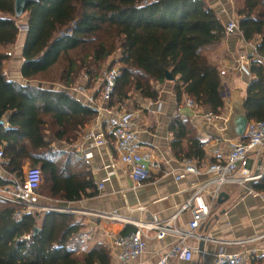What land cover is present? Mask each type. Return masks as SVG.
I'll use <instances>...</instances> for the list:
<instances>
[{
	"label": "trees",
	"instance_id": "16d2710c",
	"mask_svg": "<svg viewBox=\"0 0 264 264\" xmlns=\"http://www.w3.org/2000/svg\"><path fill=\"white\" fill-rule=\"evenodd\" d=\"M236 2L242 38L264 56V0ZM24 14L15 15L14 0H0V118L7 123L0 126V188L10 187L28 164L40 169L39 192L50 206L98 194L92 173L71 149L97 112L73 87L94 88L93 97H99L103 65L111 57L109 67L118 66L120 74L108 107L121 109L131 92L157 100L156 84L167 73L178 102L186 95L206 106L218 94L219 85L206 77L213 68L202 50L224 39L225 24L207 0H29ZM21 30L25 83L9 78L4 68ZM250 72L246 112L249 121L261 120L264 103L252 104L249 95L264 91V65L252 63ZM169 131L177 159L205 158L204 142L188 118L172 117ZM251 187L264 190V177ZM84 228L76 212L27 211L0 198V264H111L105 243L79 247Z\"/></svg>",
	"mask_w": 264,
	"mask_h": 264
},
{
	"label": "crops",
	"instance_id": "0c3cea01",
	"mask_svg": "<svg viewBox=\"0 0 264 264\" xmlns=\"http://www.w3.org/2000/svg\"><path fill=\"white\" fill-rule=\"evenodd\" d=\"M207 2L219 13L225 26L229 20L238 23L236 0ZM0 40L4 41L1 30ZM24 40L25 31L21 30L15 44L8 47L7 55L10 57L4 63L7 76L22 83H25L20 72ZM202 51L213 68L207 71L206 77L219 85L217 96L212 97L206 106H187L186 95L178 102L174 82L166 80L156 84L159 88L157 100L141 98L139 92H131L127 104L119 109L135 111L133 126L137 131L136 148L150 157V175L146 181L134 182L128 167L118 159V152L112 144H85L83 147L92 153L90 162L84 163L94 177L98 194L67 203V206L75 208L73 212L85 224L79 247L89 248L98 241L105 243L110 248L111 264L119 263L118 251L112 249L114 234L133 231L139 222H165L176 215L172 226L187 230L192 217L191 208L181 210V207L192 195L193 190L189 187L209 176L206 171L209 164L223 162L228 157L231 139L223 134L222 129L230 113L229 88L238 81L248 86L251 80V72L246 75L236 69V59L244 54L249 56L251 63L264 65V62L256 54L255 44L245 41L237 31L225 35L219 43L205 46ZM48 85L58 87L56 83ZM87 89L93 96L94 88ZM249 96L252 104L264 103L263 90L252 89ZM99 98L100 95L95 97V101ZM205 112H212L219 119L208 120L203 115ZM176 115L188 118L196 126L197 136L204 142L206 151L205 158L200 162L189 158L180 160L173 155V134L169 131V123ZM113 118L108 113L104 122L110 141L113 139L110 130ZM89 126L90 124L85 130ZM76 156L81 158L77 154ZM185 160L193 162L199 171L183 174ZM112 162L116 164L110 166ZM246 169L250 176H257L252 182L264 177V146L249 152ZM180 173L183 175L177 178ZM100 183H103L101 188ZM214 187L213 184L207 185L203 193L205 202L211 205L207 218L194 231L197 236L186 239L187 245L193 250L191 259L186 261L176 254L167 264H203L212 260L215 252L220 249L241 253L243 260L240 264H264V201L257 200L250 192L254 188L247 189L246 183L225 186L221 191L223 194L219 193L212 200L211 192ZM49 200L46 199V202ZM46 202L40 200L43 205ZM109 215H116L117 218L106 217ZM154 232L151 230L150 234L153 235ZM176 242L177 238L173 233H167L161 239L150 237L146 239L144 252L136 261L128 264H155L158 252L170 251Z\"/></svg>",
	"mask_w": 264,
	"mask_h": 264
},
{
	"label": "built area",
	"instance_id": "2783aa9c",
	"mask_svg": "<svg viewBox=\"0 0 264 264\" xmlns=\"http://www.w3.org/2000/svg\"><path fill=\"white\" fill-rule=\"evenodd\" d=\"M233 31L241 34L237 21L229 20L225 26L226 35ZM256 52V51H255ZM9 53V52H8ZM257 54V53H256ZM253 55V54H252ZM251 57V56H250ZM260 60L264 62V56H260ZM109 62V60L107 61ZM251 61L248 55L241 54L236 59V69L241 74H249ZM120 74L118 66L107 67L103 72V82L101 87V95L98 101L88 92L82 85L78 84L73 90L85 102L92 106L97 114L96 118L90 123V126L81 135L78 142L72 146V150L81 157L85 163H89L92 153L89 149L83 148L85 144L89 146H108L112 144L118 152V159L125 164L130 176L135 183H143L150 175V157L140 152L136 148L137 131L133 126L135 116L134 110H119L114 107L106 106V102L110 100L116 85V80ZM82 79H86L87 75L83 74ZM185 104L195 107V102L191 96H187ZM110 113L114 118L111 120L112 141L109 140L107 130L104 129V122L107 114ZM204 117L208 120L219 119V116L212 112H205ZM7 123L0 118V126ZM223 128V127H222ZM264 146V119L249 121L245 131V139H232L229 144V153L223 162H214L208 165L206 171L209 176L202 182L192 184L189 188L193 190L191 197L184 203L181 210L191 208V220L188 223L187 230H180L172 226V222L176 215L165 222H135L136 228L128 233H115L112 238V249L118 251V264H128L130 261H136L146 248V239L154 237L156 239L163 238L167 233L176 235L177 242L172 249L167 252H158V258L155 264H167L171 258L178 254L183 260H190L192 249L187 245L186 239L196 237L194 232L199 225L207 218L211 205L205 202L203 193L207 185L213 184L214 190L211 192V198L214 200L218 194L228 185H243L255 179L257 176H250L246 166L248 163L249 152L255 148ZM3 151L0 148V163H2ZM116 163H110L114 166ZM156 165V164H155ZM184 172H198L199 169L190 160H185L183 166ZM183 174L176 177L179 178ZM14 183L10 187L0 188V198L15 204L25 206V210H46L57 209L66 211H75L72 207H56L41 204L40 200H46L47 197L42 196L39 192L42 186V174L39 168L25 166L20 178H14ZM103 183H100L101 188ZM250 190V189H249ZM251 194L260 201H264V190H251ZM23 210H19L15 214V218H20ZM105 216V215H104ZM112 219L117 218L116 215H109ZM154 230L153 235L150 231ZM211 241H214L210 239ZM243 260L241 253H231L223 249L215 252L212 260L203 264H240Z\"/></svg>",
	"mask_w": 264,
	"mask_h": 264
},
{
	"label": "water",
	"instance_id": "95a60500",
	"mask_svg": "<svg viewBox=\"0 0 264 264\" xmlns=\"http://www.w3.org/2000/svg\"><path fill=\"white\" fill-rule=\"evenodd\" d=\"M29 0H14V12L16 16H21L26 10V5ZM167 80H172L173 77L167 73ZM230 96V113L225 121L223 134L229 139H240L245 136V131L249 118L246 112V104L248 101L247 86H244L240 81L233 83L229 88ZM253 179L246 183L247 189L251 187ZM223 194V192H220ZM38 228H34L35 233Z\"/></svg>",
	"mask_w": 264,
	"mask_h": 264
},
{
	"label": "rangeland",
	"instance_id": "374dc122",
	"mask_svg": "<svg viewBox=\"0 0 264 264\" xmlns=\"http://www.w3.org/2000/svg\"><path fill=\"white\" fill-rule=\"evenodd\" d=\"M112 59H113V57L109 58V62L106 61V63L103 65V72H104V69H105V68H107L108 66H110V61H111ZM103 72H102V74H101L102 77H101V81H100V83L103 82ZM37 84H38V85H42L43 83H37ZM46 85H48V84H46ZM25 166H28V164H26ZM41 195H42V194H41ZM42 196H44V195H42ZM42 200H43V199H42ZM41 202L44 203V201H41ZM45 202H46V200H45ZM50 202H51V201H47V202H46V205L50 206ZM64 205H65L66 208L70 207V206H67V204H65V203H64ZM39 212H43V210L40 209ZM80 248H81V247H80Z\"/></svg>",
	"mask_w": 264,
	"mask_h": 264
}]
</instances>
